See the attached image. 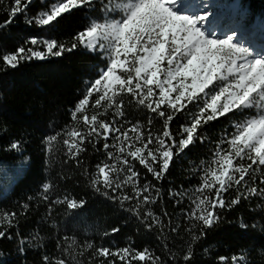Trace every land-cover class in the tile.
<instances>
[{
	"label": "trees",
	"instance_id": "obj_1",
	"mask_svg": "<svg viewBox=\"0 0 264 264\" xmlns=\"http://www.w3.org/2000/svg\"><path fill=\"white\" fill-rule=\"evenodd\" d=\"M56 2L24 0V11L12 16L15 0H0V231L6 233L0 237V264H59L61 260L64 264H264V201L260 197L252 194L250 199L241 198L223 210L217 205L219 219L212 225L204 226L196 219L201 214L196 204L205 179H211L220 157L232 151L227 141L236 131L234 122L240 119L239 114L230 112L199 126L203 142L197 139L174 154L161 180L135 161L140 173L138 184L150 180L161 189L157 202L148 208L143 203L138 205L136 199L123 201L121 207L95 192L91 181L96 178L97 166L117 163L107 155L104 144L119 155L120 141L115 139L119 132L108 137L88 136L90 125L85 124L84 117L97 115L129 136L136 135L132 129L138 126L145 137L149 133L162 136V121L156 117L149 125V118L156 114L136 104V97L126 90L118 89L117 98L125 97L126 118L116 117L119 123L113 124L114 108L105 101H101L105 105L101 108L96 104L100 95L88 93L100 79L99 71L106 67V61L99 52L89 51L78 36L106 18L107 1L77 5L48 24H37L36 19L50 12ZM238 11L248 21L264 22V0H238ZM32 38L55 40L65 47L54 49L61 51L60 56L25 58L15 66L4 62L5 55H31L18 53L20 47L46 52L43 44L32 45ZM153 91L152 99H159L158 90ZM85 98L87 102L77 112ZM128 99L135 106H128ZM190 112L198 109L185 102V108L170 122L173 132L189 123ZM73 132L78 136L73 137ZM225 132L228 135L221 143ZM49 136L56 139L49 140ZM74 142H78L79 151L70 149ZM13 144L17 148H12ZM136 146L142 145L137 142ZM108 171L115 179L111 167ZM257 177L252 186L264 187V177L260 173ZM100 180L103 190V177ZM44 184L51 185L50 201L44 199ZM235 187L224 192L225 201L237 198ZM170 190L177 196L170 198ZM132 191L131 185L123 189L125 194ZM204 191L206 194L208 190ZM65 196L76 201L75 209L56 202ZM212 199H216L214 192ZM177 200H181L179 205ZM149 208L163 220V227L150 220L153 228L149 230L142 223L136 213L143 216ZM181 210L183 215H178ZM177 224L178 230L172 231ZM101 247L109 248L112 254L100 255ZM123 249L131 252L122 261L119 253ZM133 252H145V260L133 258Z\"/></svg>",
	"mask_w": 264,
	"mask_h": 264
},
{
	"label": "snow or ice",
	"instance_id": "obj_2",
	"mask_svg": "<svg viewBox=\"0 0 264 264\" xmlns=\"http://www.w3.org/2000/svg\"><path fill=\"white\" fill-rule=\"evenodd\" d=\"M23 3L24 0H15V7L11 8L12 16L24 11L21 7ZM87 3L88 0H58L51 5L50 12L44 13L35 22L39 25L48 24L70 8ZM184 7L181 0H133L127 7L124 18L104 25L93 24L78 36V40L88 49L94 48L99 36H103L105 40L112 38L107 50L110 60L107 71H104L101 78L88 89L89 95L93 90L97 91V94L101 91L105 93L96 100V104L104 108L105 105L101 104V101H105V104L114 108L113 124L119 123L116 117L125 119L126 113L123 107L126 103L125 97L117 98L114 90V86H118L120 91L126 90L131 96L136 97V104L145 106L156 114L149 118V125L159 117L162 121L160 129L162 136L158 134L153 137L149 133L145 137L138 126H133L132 129L136 135L129 136L120 128L110 127L109 122L99 119L97 115H92L90 118L85 116L84 122L90 125L88 136L108 137L113 132H119V136L115 137L120 141L119 155L108 151L109 145L104 144L107 155L117 163L111 166L107 163L97 166L98 173L91 181L95 192L113 202H118L121 207L123 201L136 199L138 205L143 203L148 208L149 205L157 202L161 189L155 188L150 180L143 185L138 184L140 173L135 167V161L138 160L156 180H161L174 154H180L186 146L197 139L203 142L204 137L198 130L199 126L230 112L233 116L239 114L240 119L234 122L236 131L231 134L232 139L227 141L232 146V151L217 161L219 167L212 170L211 179H205L200 190L201 198L196 204L201 213L196 219L202 221L204 226H208L219 219L217 205L219 210L231 208L241 198L250 199L252 194L264 201V187L252 186L258 179L257 173L264 177V55H253L255 52L253 48L234 42L236 32L225 34L223 38L218 37L215 30L206 34L204 21L207 20L209 13L201 14L197 11L191 14L190 11L182 10ZM187 7L193 8L195 3H189ZM202 7L206 8L207 5ZM85 37H87L86 42ZM31 44L36 46L43 44L46 52L31 47L27 49L20 47L18 53L31 55L27 57L5 55L4 62L15 66L25 58L43 59L46 54L60 56L61 51L54 49L63 50L65 47L55 40L36 38L31 39ZM72 47H77V44L74 42ZM99 47L104 49L105 45L100 43ZM130 54L132 58L129 62ZM165 61L167 66L162 68L161 65ZM117 69L126 75H118ZM161 72L164 75L163 80L159 79ZM173 81L176 83L174 84ZM213 81L217 83L214 84ZM153 86L159 89V99H152L155 95ZM109 91L112 92L111 95H108ZM173 92L177 93L174 98L171 96ZM197 93H202L203 96ZM86 102L87 98L80 101L77 112ZM185 102H192L198 112H190L189 123L181 125L173 132L170 122L177 112L185 108ZM127 105L135 106L131 99L127 100ZM161 105H166V108H162ZM246 109H255L256 112L249 115ZM71 135L77 137L78 133L73 132ZM227 135L228 133L225 132L221 143ZM85 138L80 137V139ZM48 139L55 140L56 136H49ZM137 142L142 146H136ZM64 143L68 144V141L65 140ZM152 145H155V148L151 147ZM216 147L219 150L220 144ZM12 148H17V145L13 144ZM72 148L79 151L78 142L70 145V149ZM233 160H236L235 165ZM245 160L250 163H245ZM110 167L111 172L116 174L115 179L111 178L108 171ZM121 173L123 179H120ZM100 177H103V190L100 187ZM145 179L147 180V176ZM261 184H264V179L261 180ZM128 185L132 186L131 194L123 192ZM215 185L218 187H214ZM233 185L236 186L235 191L239 195L236 199L225 201L223 194L233 188ZM205 189L208 190L206 194ZM43 190L44 199L50 201L48 193L51 185L44 184ZM213 192L216 196L215 200L212 199ZM176 196L177 193L170 190V198ZM56 202L66 204L69 209L77 207L76 201L67 196L62 201L57 199ZM80 203L83 204L84 201ZM176 203L179 205L181 200H177ZM136 214L149 230L153 228L150 220L163 227V220L157 218L150 208L143 216L139 212ZM164 215L167 213L165 212ZM178 215H183V210ZM179 227L180 225L177 224L171 230L176 231ZM4 236L6 233L0 231V237ZM129 252L131 249L120 251L122 261ZM145 252H133L132 256L144 261ZM111 254L109 248L101 247L100 255ZM59 264L64 262L61 260Z\"/></svg>",
	"mask_w": 264,
	"mask_h": 264
},
{
	"label": "rangeland",
	"instance_id": "obj_3",
	"mask_svg": "<svg viewBox=\"0 0 264 264\" xmlns=\"http://www.w3.org/2000/svg\"><path fill=\"white\" fill-rule=\"evenodd\" d=\"M92 1H101V0H88V2ZM106 18L101 21L94 23L96 25H104L106 23H110L113 20L119 21L124 18L126 15L127 7L133 2V0H106ZM182 4L185 7L182 9L184 11H190L191 14H195V12L200 11L201 14L203 12L209 13L207 20L204 21V28L206 30V34L210 33L212 30H215L216 35L220 38H223L225 34H231L232 32H236V36H234V42L242 43L245 46L253 48L255 52L253 55H264V22L257 23L253 21H248L242 17L241 13L238 11V0H181ZM189 3H195V7L190 8L187 7ZM207 5V7H202L203 5ZM93 26V25H92ZM87 37H85V42ZM112 40L109 37L108 40H105L103 36L97 37V43L94 44L93 49H88L85 44L84 46L89 51H97L102 54V57L106 61V67L99 71L100 78L104 71H107V66L110 64V60L108 59L107 50L110 46V41ZM103 43L105 45L104 49L99 47V44ZM131 54L129 55V62L131 61ZM167 66L166 61L162 63L161 67L165 68ZM118 75H126L120 69H117ZM134 75V73H133ZM159 79L163 80L164 75L163 72L159 75ZM175 84L176 81H173ZM214 84L217 81H213ZM231 83V81H229ZM209 87H212L209 85ZM153 88H156L153 86ZM159 92V89L156 88ZM114 90L118 91V86H114ZM218 90V88H217ZM207 91V89L205 90ZM93 92L97 93V91L93 90ZM103 91L99 92L98 95H104ZM112 92L109 91L108 95H111ZM201 94L202 93H197ZM177 95L176 92L171 93V96L174 98ZM210 99V97H209ZM253 102H255V98H253ZM251 111L255 114L256 110L251 109Z\"/></svg>",
	"mask_w": 264,
	"mask_h": 264
}]
</instances>
